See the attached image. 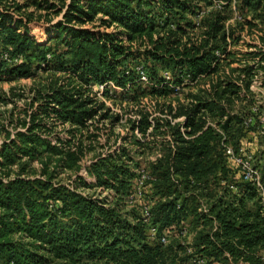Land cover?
Returning a JSON list of instances; mask_svg holds the SVG:
<instances>
[{
  "label": "trees",
  "instance_id": "1",
  "mask_svg": "<svg viewBox=\"0 0 264 264\" xmlns=\"http://www.w3.org/2000/svg\"><path fill=\"white\" fill-rule=\"evenodd\" d=\"M223 1L202 14L213 0H69L54 8L59 19L43 21L0 7V80L32 76L34 62L51 67L54 45L64 48L55 66L65 74L32 107L25 129L0 140V264H192L195 257L212 264H264V151L254 159L261 186L230 179L226 148L224 155L217 151L216 140L236 117L216 87L188 103L170 99L183 93L185 78L197 83L212 75L229 54L244 61L247 88L260 72L264 85V0H239L241 19L234 24H227L234 15L231 0ZM97 19L96 27L86 26ZM246 27L260 28V42L248 50L228 49L241 42ZM137 66L149 79L141 95L133 90L143 82ZM165 70L180 91L165 83ZM110 81L132 92V107H140L132 110L137 116L129 119L123 142L90 160L83 168L88 181L79 175L72 185L53 182L56 174L78 167L88 154L87 139L112 136V126L102 124L111 108L94 88ZM103 96L114 95L105 90ZM154 99L155 111L145 103ZM111 117L114 124L121 115ZM133 153L157 155L154 191L146 198L149 222L143 205L126 201L140 166ZM36 159L45 177L28 173ZM82 186L110 195L94 197L79 191ZM197 189L209 203L194 214L200 228L193 242L165 247L161 235L190 217Z\"/></svg>",
  "mask_w": 264,
  "mask_h": 264
},
{
  "label": "rangeland",
  "instance_id": "2",
  "mask_svg": "<svg viewBox=\"0 0 264 264\" xmlns=\"http://www.w3.org/2000/svg\"><path fill=\"white\" fill-rule=\"evenodd\" d=\"M69 0H0V7L7 8L15 11L16 13L30 17L33 20H47L54 19L57 20L62 16V13H57L54 8H59L64 6ZM51 5V7H50ZM101 16H98V18ZM232 22L231 24H234ZM99 25V20L96 22L86 24L87 27H96ZM104 29V25L101 26ZM109 30V28H107ZM261 35L260 28H248L246 27L242 40L236 46H231V50L239 51L240 49L248 50L252 43H259V37ZM55 46V45H54ZM56 58L52 61V66L49 68L38 67L37 62H34V74L26 78H16L12 81L0 80V140L6 137V134H11L12 137L16 136V133L20 130L25 129L26 122L29 121V113L32 107H35L41 97L50 92L56 86L61 84L64 80V73L58 69L55 65L59 63L58 56L63 51V46L55 48ZM238 54H229L225 56L221 62L218 70L212 75L200 79L199 82L190 84L186 86L183 93L178 96H172L175 105L179 101L188 103L194 98L196 94L201 97L208 96L207 92L214 91L215 87L217 93L221 94V99L227 105V110L231 113L234 118L231 129L229 131L218 130L219 134L216 140V149L219 150L224 155L226 146H232L235 150L242 151L246 155L252 156L256 159L257 155L261 151H264V129L259 126V123L250 127H243L241 121L249 113L250 108L254 105H259L264 111V85L262 83L263 74L260 72L259 78L254 77L250 84V87H246L244 81H242L243 76L246 79L249 78V74L242 70L244 61H237ZM139 63H144L142 60H138ZM136 62V63H137ZM46 67V66H45ZM160 68H162L160 66ZM151 68H149L150 70ZM161 70V69H160ZM229 84L233 85L229 88ZM239 87H237V85ZM215 86V87H214ZM236 86V87H235ZM95 88V87H94ZM119 89V88H118ZM237 89V93L232 91ZM133 90L137 91L139 95L143 91L148 90V84L141 82L139 86ZM113 97L108 98L100 96V99L105 100L106 105L111 108L109 113V118H104L102 124L111 127V137H108L107 133L100 134L96 139H87L86 150L88 154L79 162L77 168L66 169L61 174H56L52 179L53 182H59L66 185H72L77 176H83L89 180L86 176L83 168L92 160L98 153L105 151L107 149H112L116 144H121L123 140L122 136L126 135L129 131L130 120L137 116L133 109L137 111L140 107H132L131 95L132 92L124 93L121 90H113ZM219 95H216L218 97ZM195 99V98H194ZM161 101V100H160ZM146 105L150 109L157 110L156 100L145 101ZM133 110V111H132ZM115 113L121 115L119 121L112 124V117ZM158 114V113H157ZM180 119H183L181 117ZM210 121V120H209ZM212 122V120L210 121ZM101 125V123H100ZM97 131V130H96ZM63 135V132H61ZM133 159L138 163L139 167H145L152 175V180L155 178V172L153 166L156 164L157 155L146 153V155H141L139 153H133ZM224 159L226 161L227 170L230 179L235 181L239 180V176L236 172L235 166L230 163L225 155ZM228 161V162H227ZM42 171V165L40 160L36 159L30 162L28 167V173L31 177H40ZM46 176V175H45ZM42 176V177H45ZM221 183L224 180L220 179ZM154 182V181H153ZM149 183L147 187V192L145 196L139 199V203L144 206H149V195L153 194L152 184ZM210 184L215 185V182L210 181ZM79 191L85 194L93 195L94 197L104 198L110 195V191H107L98 187H86L82 186L78 188ZM217 192V190H215ZM187 194H190L189 192ZM195 202H191L190 210H192L190 217L182 222L180 226L172 227L171 233L168 234L169 242L164 244L165 247L171 245L180 244H191L194 239L195 232L200 228V224L193 221L194 214L196 212L200 213L207 209L208 199L207 195L200 197V189L191 194ZM147 198V199H146ZM183 232V233H182Z\"/></svg>",
  "mask_w": 264,
  "mask_h": 264
},
{
  "label": "built area",
  "instance_id": "3",
  "mask_svg": "<svg viewBox=\"0 0 264 264\" xmlns=\"http://www.w3.org/2000/svg\"><path fill=\"white\" fill-rule=\"evenodd\" d=\"M239 0H231V8L234 11L233 17L227 22V24H231L235 20L241 19V16L237 14V6H238ZM223 0H213V5L208 6L206 10L202 12V14H205L209 12L212 9L215 8H221V3H224ZM230 49V46L229 48ZM216 55L220 58L225 56V52L221 50L216 51ZM5 58L9 59L8 54L5 55ZM15 61H18V59H15ZM138 73L140 75L141 80L144 83H147L149 81L148 75L143 68V66H137ZM164 78L166 79L165 83H167L170 86H174L176 91H180L181 86L174 85L171 83L172 81V73L169 70H165L163 72ZM195 81H192L190 78H185L183 82V86L193 84ZM118 88L114 84V82H105L101 84L95 85V90L98 91L100 96H103V93L105 90H109L111 93L113 90H117ZM258 122L259 126L264 129V111L260 110V106L256 105L252 107V111L249 115L245 117L244 125L245 127H250L255 125V123ZM226 154L228 157V161L233 164L236 168V172L239 177H241L243 180L246 181H253L258 186H261L260 179L261 174L259 169L256 167L254 158L252 156L246 155V153H243L242 151L235 150L232 146H226ZM138 175L135 178L133 182V186L131 188L130 193L126 196V201L130 205L134 204H140L138 201L142 197L145 196V193L147 192V187L152 180V175L145 167H139L138 169ZM142 211L145 217V220L149 222L151 219V210L150 206H142ZM151 234L156 235L157 228L153 225H151ZM160 240L162 243H168V234H162L160 237ZM192 264H212L210 263L206 258L204 257H195L193 259Z\"/></svg>",
  "mask_w": 264,
  "mask_h": 264
}]
</instances>
